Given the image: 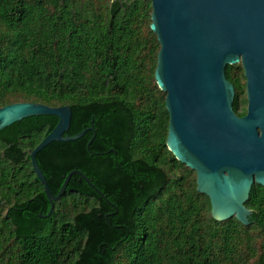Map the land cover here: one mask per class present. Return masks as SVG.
Segmentation results:
<instances>
[{
    "label": "trees",
    "instance_id": "1",
    "mask_svg": "<svg viewBox=\"0 0 264 264\" xmlns=\"http://www.w3.org/2000/svg\"><path fill=\"white\" fill-rule=\"evenodd\" d=\"M144 0H0V108L69 106V136L30 153L58 118L0 132V264H264V189L247 202L251 225L217 222L196 174L166 146V95L155 81L160 45ZM234 110L246 115V79L228 66Z\"/></svg>",
    "mask_w": 264,
    "mask_h": 264
},
{
    "label": "water",
    "instance_id": "2",
    "mask_svg": "<svg viewBox=\"0 0 264 264\" xmlns=\"http://www.w3.org/2000/svg\"><path fill=\"white\" fill-rule=\"evenodd\" d=\"M152 5L151 31L160 45L155 81L166 95V146L196 174L197 192L209 198L217 222L235 218L250 226L247 207L254 185L264 188V0H144ZM241 65L246 79L247 114L234 110L236 90L228 66ZM54 116L58 124L30 153L37 179L51 203L59 201L74 175L96 187L80 171L70 172L55 196L37 155L53 143L82 139L69 132L72 109L37 103L0 108V132L25 119ZM97 190V189H96Z\"/></svg>",
    "mask_w": 264,
    "mask_h": 264
},
{
    "label": "flooded vegetation",
    "instance_id": "3",
    "mask_svg": "<svg viewBox=\"0 0 264 264\" xmlns=\"http://www.w3.org/2000/svg\"><path fill=\"white\" fill-rule=\"evenodd\" d=\"M246 100H247V97H246ZM246 114H247V105H246ZM255 186H259V185H254L253 188H254ZM260 187H262V186H260ZM253 188H252V189H253ZM262 188H263V187H262ZM263 189H264V188H263ZM62 198H63V197H62ZM62 198H61V199H62ZM61 199H59V200H61ZM260 199L262 200V199H264V198H260Z\"/></svg>",
    "mask_w": 264,
    "mask_h": 264
}]
</instances>
